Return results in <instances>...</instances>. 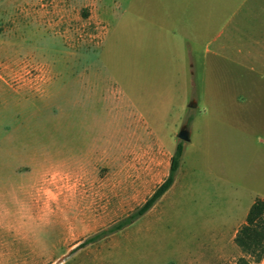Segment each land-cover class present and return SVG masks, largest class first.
I'll return each mask as SVG.
<instances>
[{"label": "rangeland", "instance_id": "rangeland-1", "mask_svg": "<svg viewBox=\"0 0 264 264\" xmlns=\"http://www.w3.org/2000/svg\"><path fill=\"white\" fill-rule=\"evenodd\" d=\"M167 1L0 0V264L236 261L205 227L227 223L240 191L227 189V87L242 67L224 22L162 21ZM178 141L170 188L82 244L152 193Z\"/></svg>", "mask_w": 264, "mask_h": 264}, {"label": "crops", "instance_id": "crops-1", "mask_svg": "<svg viewBox=\"0 0 264 264\" xmlns=\"http://www.w3.org/2000/svg\"><path fill=\"white\" fill-rule=\"evenodd\" d=\"M167 2L174 6L167 7V12L161 16L162 21L173 17L181 23L192 22L204 31L214 27L218 21L224 22L228 30L227 46H233V58L242 67L239 85L227 87L230 94L227 125L231 130H238L235 136L239 140L233 144V150H227V189L240 191L227 202V223L222 220L205 227V234L209 238L205 244L211 245L214 254L218 251L219 259L227 258L223 246L225 238L238 258L242 253L233 241L234 235L244 223L253 201L256 198L264 199V0ZM226 6L227 18L224 19L220 14L224 13L222 11ZM182 34L187 37L186 32ZM256 264H264V256Z\"/></svg>", "mask_w": 264, "mask_h": 264}, {"label": "trees", "instance_id": "trees-1", "mask_svg": "<svg viewBox=\"0 0 264 264\" xmlns=\"http://www.w3.org/2000/svg\"><path fill=\"white\" fill-rule=\"evenodd\" d=\"M183 152V144L178 141L175 145L168 167L167 176L154 188L152 193L134 210L114 221L110 225L86 237L82 244L92 243L112 233L122 230L146 213L154 203L171 186L179 167ZM234 243L241 251L234 264H256L264 256V199L256 198L251 204L245 221L237 229Z\"/></svg>", "mask_w": 264, "mask_h": 264}, {"label": "water", "instance_id": "water-1", "mask_svg": "<svg viewBox=\"0 0 264 264\" xmlns=\"http://www.w3.org/2000/svg\"><path fill=\"white\" fill-rule=\"evenodd\" d=\"M193 105L194 104L192 103L190 106H193ZM176 135L180 140L187 141L189 139V133H188V129H187L186 125H182L179 128Z\"/></svg>", "mask_w": 264, "mask_h": 264}]
</instances>
